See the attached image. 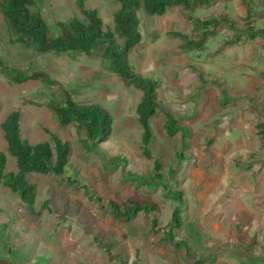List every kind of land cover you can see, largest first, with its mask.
<instances>
[{
    "label": "rangeland",
    "instance_id": "rangeland-1",
    "mask_svg": "<svg viewBox=\"0 0 264 264\" xmlns=\"http://www.w3.org/2000/svg\"><path fill=\"white\" fill-rule=\"evenodd\" d=\"M35 1L32 12L42 14L51 37L59 35L58 23L83 20L78 0ZM249 1L254 12L249 24L264 29L262 0H214L191 11L173 6L163 17L138 11L143 38L130 52V64L135 73L159 83L162 108L186 129L168 137L166 117L159 111L151 122V160L142 154L136 116L143 93L125 86L109 59L99 51L41 54L34 47L11 45L0 10V60L56 81L53 87L12 86L0 76V150L8 156V171L15 172L16 164L1 124L14 111L22 114L24 140L50 142L48 130L71 147L65 176L29 178L38 191L33 210L0 185V264H133L137 256L139 264H264V142L257 135V125L264 122V36L251 41L223 24L206 51L190 49L175 36L197 41L205 31L197 29V22L223 15L244 29ZM85 7L99 13L106 31H115L117 3L85 0ZM236 38L237 43L225 45ZM59 89L80 105L111 114L113 133L105 144L93 148L85 131L58 124L47 105L63 96ZM118 156L128 160L126 168L111 163ZM156 160L163 180L153 181ZM69 180L86 186L102 205L89 201ZM167 186L184 194L183 227L176 237L189 244L190 253L161 241L174 209ZM48 199L54 213L42 209ZM132 199L157 209L130 224L115 220L109 202L124 206ZM110 243L112 260L105 251Z\"/></svg>",
    "mask_w": 264,
    "mask_h": 264
},
{
    "label": "trees",
    "instance_id": "trees-1",
    "mask_svg": "<svg viewBox=\"0 0 264 264\" xmlns=\"http://www.w3.org/2000/svg\"><path fill=\"white\" fill-rule=\"evenodd\" d=\"M113 1L120 6L114 17L115 31H106L99 13L96 10L86 9L85 0H78L77 4L83 20L76 18L68 24L58 23L59 35L56 37H51L49 26L42 14L32 12L36 7L35 0H0V10L7 23L9 44L11 45L34 47L41 54L79 52L91 56L94 51H99L103 58L109 59L112 72L120 77L125 86L134 87L143 93L136 108V116L142 129V154L145 159L151 160L153 158L152 144L155 140L151 122L159 111L166 117L164 130L168 137L175 138L186 129L178 123L173 113L165 112L162 108L157 94L159 83L135 73L130 64V52L141 43L143 38L138 11L143 10L150 17H163L168 9L173 6L191 11L199 7L209 6L214 0ZM247 6L249 8L245 17L247 27L244 29H238L234 20L223 15L220 16L221 18L214 17L209 20L198 21L197 29L201 28L205 31L202 38L197 41L180 33H175V36L183 37L186 46L190 49L206 51L208 40L217 37L219 28L225 24L237 35L247 34L248 38L253 41L259 36H264V30H257L249 24L253 19L254 12L250 1ZM237 41L238 38L226 41L225 45L229 46L237 43ZM0 76L12 86H22L28 83H41L47 87L56 85V81L45 72L15 70L1 60ZM59 91L63 92V96L60 99L54 97L47 105L58 124L61 127L75 125L80 130L85 131L87 141L92 144L93 148H98L99 144H105L113 133L114 121L111 114L95 105H80L74 102L63 89H59ZM21 118L22 114L19 111H14L1 124L9 156L15 160L16 171H8V156L0 150V185L16 194L22 203L33 210L37 204L38 191L37 185L32 183L29 178L32 175L65 176L69 165L71 147L69 143L62 141L57 134L48 130L46 131L50 136V142L31 144L24 140L21 135ZM257 135L264 142V122L257 125ZM111 163L123 168L128 166V160L120 156L112 158ZM154 166L156 175L153 181L163 180V175L160 172L161 163L156 160ZM69 184L84 190L89 201L102 205V199L94 197L86 186H78L76 180H69ZM165 192L169 198L173 197L171 200L174 202V209L161 241L170 243L176 248L184 247L190 253L189 244L184 240H178L176 237V231L183 227L181 204L184 194L180 191L172 193L169 186ZM42 209L54 213L49 199L44 201ZM156 209V204L137 199L127 201L124 206L114 201L109 202V210L113 218L126 224L132 223L138 215H150ZM154 226H157L156 222H154ZM113 248L112 243L105 245L106 254L111 260L113 259ZM133 264H139L138 256Z\"/></svg>",
    "mask_w": 264,
    "mask_h": 264
},
{
    "label": "crops",
    "instance_id": "crops-1",
    "mask_svg": "<svg viewBox=\"0 0 264 264\" xmlns=\"http://www.w3.org/2000/svg\"><path fill=\"white\" fill-rule=\"evenodd\" d=\"M264 2V0H262V3ZM255 9V8H254ZM256 10L258 11L259 9L258 8H256ZM253 16H254V14H253Z\"/></svg>",
    "mask_w": 264,
    "mask_h": 264
},
{
    "label": "clouds",
    "instance_id": "clouds-1",
    "mask_svg": "<svg viewBox=\"0 0 264 264\" xmlns=\"http://www.w3.org/2000/svg\"><path fill=\"white\" fill-rule=\"evenodd\" d=\"M254 14V13H253ZM264 30V29H263Z\"/></svg>",
    "mask_w": 264,
    "mask_h": 264
}]
</instances>
